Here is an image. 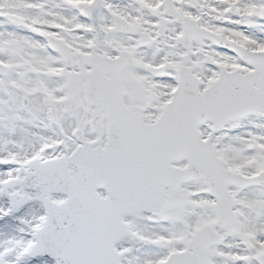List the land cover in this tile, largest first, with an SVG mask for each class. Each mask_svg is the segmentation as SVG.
I'll return each mask as SVG.
<instances>
[{"label": "snow or ice", "instance_id": "6c2138e0", "mask_svg": "<svg viewBox=\"0 0 264 264\" xmlns=\"http://www.w3.org/2000/svg\"><path fill=\"white\" fill-rule=\"evenodd\" d=\"M0 264H264V0H0Z\"/></svg>", "mask_w": 264, "mask_h": 264}]
</instances>
